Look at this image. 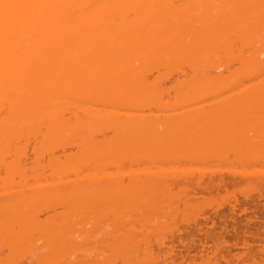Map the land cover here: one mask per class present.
I'll return each instance as SVG.
<instances>
[{"label":"bare ground","instance_id":"obj_1","mask_svg":"<svg viewBox=\"0 0 264 264\" xmlns=\"http://www.w3.org/2000/svg\"><path fill=\"white\" fill-rule=\"evenodd\" d=\"M170 75L175 77L167 81L169 86H164ZM245 81L249 82L248 87L244 86ZM262 83L264 0H0V262L10 260L1 264H17L19 252L27 249V253L33 249L32 255L40 253L33 257L40 261L38 264H42L41 259L47 263V258L48 263L53 258L51 264H92L94 261L84 259L92 257L91 252L101 247L97 246L102 244L101 239L105 244L108 237L103 236L109 224L104 227L102 238L97 237L101 229L95 226L97 216L102 214V222L104 212L124 214L127 209L125 215L129 218L128 211L136 205L129 200L132 195V199L139 200L137 205L144 206L136 207L142 208L138 211L144 213V218L139 213L138 220L130 219L139 224L146 217H153V201H159L156 195L168 197L172 186L179 185L181 178L175 180L176 185H170V190L166 174L169 170L170 174L181 171L179 162V167L173 165L184 150L192 149L196 152L192 154L202 159L187 163L196 171L199 162L208 160L200 150L206 146L210 149L212 140L220 135L211 132L231 131L230 126L234 125H225L224 120L233 118V108L243 103L245 106V101L261 102ZM163 91L166 96H170V91L175 93V102L166 97L168 104L164 103L160 99ZM253 105L250 104L256 110ZM241 106L246 112L253 110L247 104ZM145 108L148 113L143 112ZM236 115L239 119L243 116ZM219 139L221 144L226 142ZM221 157L215 160L224 163ZM184 159L187 161L182 157L181 162L185 163ZM139 162L149 165H144L145 179L137 184L142 169L138 171L133 166H141ZM126 164L130 167L127 173ZM183 166L185 172L190 169ZM141 196L149 197L140 200ZM125 215L122 216L127 220ZM89 226H95V231ZM120 227L123 228L119 225L116 229ZM97 229L96 236L93 232ZM123 235H113L116 243L113 240L115 247L111 249L123 252L121 247L127 240ZM95 236L98 242L92 241ZM36 240L42 241L39 245L34 243L35 248ZM91 242H96V247H91ZM105 246L111 247L110 243L104 245V251ZM40 247L47 249L42 251Z\"/></svg>","mask_w":264,"mask_h":264},{"label":"rangeland","instance_id":"obj_2","mask_svg":"<svg viewBox=\"0 0 264 264\" xmlns=\"http://www.w3.org/2000/svg\"><path fill=\"white\" fill-rule=\"evenodd\" d=\"M222 70V69H221ZM171 76V78L170 77H168V79H166L165 81L167 82V81H172L173 80V78L175 77V75H170ZM259 81H260V79H259ZM165 82V84H164V86H169V82H167L166 83ZM248 85H249V82H244V86H246V87H248ZM261 85H263V83L261 84ZM257 86H259V85H257ZM264 86V85H263ZM260 88H262V86L260 87ZM163 93H164V91H163ZM163 93H161L160 94V96H161V100L164 102L165 101V99H167L168 97H170L169 98V101L171 102H173V100L174 99H172V94H175V93H173L172 91H170V93L168 92V94H170V96H166L165 95V93H166V91H165V93L163 94ZM167 94V95H168ZM164 97H163V96ZM173 96H175V95H173ZM167 97V98H166ZM173 98H175V97H173ZM168 100V99H167ZM167 100L165 101L166 103H167ZM241 101V100H240ZM243 101V100H242ZM164 102V103H165ZM171 102V103H172ZM174 102H175V100H174ZM173 102V103H174ZM235 102V101H234ZM264 99H261V102H246L245 101V106H243L244 105V103H243V105L241 106V108H243V107H246V104L247 105H249V107H248V109H253V110H251V111H249V114L247 115V114H244V113H248V111L246 112V110L244 109H240V106H239V104L238 103H236V105L237 106H239L238 108H233V110L235 111V113L233 112V118L230 116H228V118H226L225 120H224V122H225V125L227 124V123H231V125L233 124L234 126V128L233 127H231L230 126V129H231V131H228L227 133H225L224 132V130L222 129L221 131H216L217 133H215L214 131H213V133L211 132V134L212 135H218V134H220V135H218V136H216V138L215 139H213V140H217L218 138H220L221 139V141H225L226 140V142H222L223 144H221V143H219L218 142V140L216 141V142H214L212 139V142H211V144L213 145V146H211L210 145V143H209V147H210V149L209 148H207V146L205 147V148H207V149H201L200 151H202V153L204 154V152H205V155H207V157L209 156V158H207L206 157V159H208V160H210V158L212 159L213 158V160H215V159H217V156H218V159H220V157L222 156L223 157V153H228V154H226L225 156H224V158H226V159H224V158H222L221 157V159L222 160H224V163H223V161H218V160H215V162L213 161V160H210V162L208 161V160H204V163L202 162L201 164H200V162H199V164L197 165L198 166V169H200V170H198L197 168H196V162L194 163V167L193 168H196V171H195V169H194V171L193 170H191V165L190 164H187V163H191V160H193L194 158L196 159V160H202V159H200V158H196L195 156H197L198 154H192L193 152L194 153H196L195 151H191V150H188V149H186V150H184V153H182V155H181V157L180 156H178V157H180L181 159H182V157L183 158H186V160L187 161H185V159H184V161H185V163L183 162V160H182V162H181V159H178V158H176V159H178L177 160V162L176 163H174V165H173V167H179V166H181L180 167V172L182 173H180L179 172V170L178 169H176V170H178V171H176L175 173H169L170 172V170H169V172L166 174V176H167V178H166V181H167V185H168V182H169V187H170V190L172 189V187H173V190L171 191L172 192V194H169L168 195V197L166 196H162V198H161V196L160 197H157L158 195H156V198H157V200H159L158 202H156V203H154L155 201H156V199H155V197L154 198H152L153 200L155 199V201H153V204H156L155 206H154V208L152 207V209H154V210H152V212H150V213H152V215H153V219L150 217V215H149V217L151 218H145V220H141L142 222H139V224L138 223H135L136 221V219L134 220V221H132L134 218H136L137 217V220H138V216L140 215H142V217L141 218H144L143 216V214L140 212V211H138V210H140L141 209V211H142V208H140V209H137L138 207L137 206H143V205H141V204H139V205H137V203L139 202V200H136L137 201V203H136V201H135V199H132V198H134V197H132V195H130V197H131V199H130V197H129V200H132L136 205H135V207H133V208H131V211L129 210V208H128V214H129V218L125 215V212L127 211V209H125L124 211V214H122L123 213V211H121L122 213H119L120 211H113V212H111V213H114V215H112L110 212H104L103 214H105L106 215V217H105V215L103 216V217H105V218H103V221L101 222V219H99V218H101L100 217V214H99V217L97 216V225H95L94 223H96L95 221H94V223H92V224H94L95 226H96V228H98V229H100L99 231H100V233H99V231H98V229L96 230V231H98V232H93V234L95 235L96 233L98 234V236H97V234H96V236L99 238V235L101 236V238H102V233L105 231V229H104V227H106L107 226V224H109V225H111V226H107V228H106V233H104L103 235V237H104V239L107 237V235H108V237H107V241L105 242V244L103 243V241H105V240H103V238L101 239L102 241H100V242H102V244H98L97 246H101L100 248L98 247H96V242H95V244L93 245V243H92V245H91V247L92 246H94V247H96V251H97V255L99 254L101 257H99V256H97L96 254L94 255V253H96V251L94 252V251H92L91 253H92V257H91V255H90V257H89V255L87 256V255H85V256H87L84 260L86 261V260H88V262H96L97 264H108L109 262L111 263V264H113L114 262V264H124V262H123V259H124V261H126L125 262V264H177V262H178V264H214V262H215V264H246V262H247V264H264ZM170 103V104H171ZM240 103V102H239ZM255 104L256 106H255V109L256 110H254V107H252V106H250V104L251 105H253V104ZM148 104H149V102H148ZM168 104V103H167ZM258 104V105H257ZM145 106H146V104H144ZM233 105H234V103H233ZM235 105V106H236ZM149 106V105H148ZM181 107H185L184 105H180ZM254 106V105H253ZM261 106V108H259ZM186 108V107H185ZM259 108V109H258ZM146 110H144L143 112H146V113H148L147 112V108H145ZM240 111H243V112H240ZM236 110H237V112H236ZM260 110H262V111H260ZM153 112H154V110H152ZM143 112H141V113H143ZM152 112V113H153ZM251 112V113H250ZM254 112V113H253ZM146 113H143V115H146ZM236 113L239 115V114H241V115H243L240 119H239V116H238V118H237V115H236ZM155 114V113H154ZM254 114V115H253ZM258 114V115H257ZM234 116H235V119H237L236 121H234L235 119H234ZM247 116V117H246ZM225 118V117H224ZM243 119V120H242ZM253 119V120H252ZM160 120H163V118H161ZM230 120V121H229ZM248 121V122H247ZM156 122V123H155ZM155 122H154V124H157L158 123V120H155ZM224 122H223V124H224ZM232 122H234V123H232ZM243 122V123H242ZM236 123V124H235ZM250 123H251V126H250ZM218 124V123H217ZM222 124V123H221ZM262 124V125H261ZM219 125V124H218ZM237 125V126H236ZM156 126V125H155ZM233 128V129H232ZM158 129V128H157ZM228 128H226V130H227ZM261 129V130H260ZM144 131V129L142 130V132ZM188 132H190V130H188ZM252 132V133H251ZM141 133V132H140ZM139 133V134H140ZM144 134V133H143ZM189 134V133H188ZM210 134V136H212ZM246 134V135H245ZM138 135V134H137ZM202 135V134H201ZM205 135V134H204ZM230 135V136H229ZM244 135V136H243ZM144 136V135H143ZM224 136H225V138H224ZM233 136V137H232ZM242 136H243V138H242ZM200 137V136H199ZM218 137V138H217ZM222 137V138H221ZM229 137V138H228ZM138 138V137H137ZM213 138V137H212ZM230 141H233V142H229V140ZM236 138V139H235ZM240 138V139H239ZM200 140H203L204 138L202 137V139H201V137L199 138ZM220 139H219V141H220ZM224 139V140H223ZM232 139V140H231ZM210 140V139H209ZM220 141V142H221ZM201 142V141H200ZM219 143V145L218 144H216V143ZM225 143H226V145H225ZM200 144H202V143H200ZM214 144H215V147H214ZM238 144V145H237ZM250 145V146H249ZM259 145H260V147H259ZM218 146V147H217ZM226 146V147H225ZM230 146H232V147H230ZM256 148H255V147ZM223 147V148H222ZM253 147H254V149H253ZM127 148V147H126ZM129 148V147H128ZM196 148V147H195ZM195 148L193 149V150H195ZM227 148H229V150L227 149ZM226 149V150H225ZM231 149V150H230ZM257 149V150H256ZM127 150V149H126ZM213 150H214V152H213ZM218 150V151H217ZM225 150V151H224ZM228 150V151H227ZM242 150L243 151H245L244 153L242 152ZM251 150V151H250ZM254 150V151H253ZM198 151V150H197ZM250 151V152H249ZM255 152V154H253V152ZM59 152V151H58ZM126 152V151H125ZM128 152H129V150H128ZM146 152V151H145ZM206 152H210L209 154H211V156L210 155H208V153L206 154ZM220 153V154H218V153ZM240 152V153H239ZM247 152H249V153H247ZM127 153V152H126ZM200 153V152H199ZM202 154V155H203ZM144 155V154H143ZM142 155V156H143ZM219 155H220V157H219ZM242 155V156H241ZM214 156H216L215 157V159H214ZM232 156H233V158H232ZM230 159H229V158ZM202 158H204V157H202ZM140 159V158H139ZM205 159V158H204ZM234 160V161H233ZM236 160V161H235ZM141 161V160H140ZM206 161V162H205ZM217 161L220 163V162H222V164L220 163H218L217 164ZM178 162H179V166H177L178 165ZM182 164H181V163ZM197 162V163H198ZM212 162H214V164L212 163ZM229 162H231V163H229ZM140 163V162H139ZM225 163H227V164H225ZM141 164V166H139V165H134L133 167L135 168V167H137V170L138 169H142L140 172H139V175H138V177H137V184H140V182L142 181V180H144L145 179V177H143V176H145L142 172L144 171V169H143V167H148V165H147V163L146 164H144L143 163V166H142V162L140 163ZM177 164V165H176ZM204 166H203V165ZM208 164V165H207ZM230 164V165H229ZM145 165V166H144ZM176 165V166H175ZM184 165V166H183ZM189 166V170L190 171H193L191 174H189L188 172H189V170L187 169L188 168V166ZM206 165V166H205ZM223 165V166H222ZM126 167H125V170H126V173H127V169L129 168L130 169V167L129 166H127V164L125 165ZM182 166L185 168V166H186V169L188 170L187 172H185V171H183L181 168H182ZM200 166V167H199ZM132 167V168H133ZM141 167V168H140ZM166 168H168V167H166ZM183 168V169H184ZM129 169H128V171H129ZM241 169V170H240ZM258 169V170H257ZM262 169V170H261ZM136 170V171H137ZM257 170V171H256ZM139 171V170H138ZM204 171V172H203ZM207 171V172H206ZM208 171H210V173L208 172ZM218 171V172H217ZM226 171V172H225ZM230 171V172H229ZM231 171H232V173H231ZM145 172V171H144ZM179 172V173H178ZM198 172V173H197ZM202 172H203V174H202ZM214 172H215V174H214ZM259 172V173H258ZM186 173V174H185ZM200 173H201V175H200ZM219 173V174H218ZM229 173V174H228ZM140 174H142L141 176H142V179H141V177L139 178V176H140ZM170 174V175H169ZM175 174H177L176 176H174ZM193 174V175H192ZM197 174H198V176H197ZM236 174H238L237 176H236ZM259 174V175H258ZM260 174H261V176H262V178H261V176H260ZM191 175H192V177H191ZM223 175V176H222ZM226 175V176H225ZM257 175H258V177H257ZM165 176V177H166ZM178 176V177H177ZM190 177V178H187L186 179V177ZM194 176V177H193ZM201 176H203V177H201ZM243 176V177H242ZM183 177V178H182ZM199 177V178H198ZM221 177H222V179H221ZM224 177V178H223ZM252 177H254V178H252ZM175 178V179H174ZM177 178V179H176ZM179 178H181V179H179ZM192 178V179H191ZM219 178V179H218ZM236 178V179H235ZM244 178V179H243ZM126 179L127 178H125V180H124V183L126 184ZM140 179V180H139ZM174 180V182H175V180L176 181H178V179L180 180L179 181V185L175 182H173L172 180ZM189 179V180H188ZM212 179V180H211ZM213 179L215 180V181H213ZM247 179V180H246ZM251 179H252V181H251ZM262 179V180H261ZM169 180V181H168ZM199 180V181H198ZM210 180V181H209ZM219 180V181H218ZM250 180V181H249ZM257 180V181H256ZM259 180V181H258ZM172 181V182H171ZM188 181H190V182H192L193 181V183H191V184H193V185H191V184H189L188 183ZM213 181V182H212ZM261 181V182H260ZM128 183V185H129V181H127ZM181 182V183H180ZM185 182V183H184ZM195 182V183H194ZM199 184H201V185H199L200 187H198V183ZM220 182V183H219ZM133 183H135V182H133ZM226 183V184H225ZM131 184H132V182H131ZM130 184V185H131ZM177 184V186H172V185H176ZM220 184H221V186H220ZM261 184V185H260ZM172 187H171V186ZM197 185V186H196ZM206 185H208V186H206ZM127 185H125V187H126ZM133 186V184L131 185V187ZM130 187V186H129ZM179 187V188H178ZM189 187V188H188ZM263 187V188H262ZM127 188H128V186H127ZM182 188V189H181ZM181 189V190H180ZM183 189H184V191H183ZM190 190V191H189ZM263 190V191H262ZM183 191V192H182ZM197 191V192H196ZM202 191V192H201ZM170 193V192H169ZM152 194V193H151ZM207 194V195H206ZM213 194V195H212ZM215 194H217V195H215ZM220 194V195H219ZM155 194L153 193V195L152 196H154ZM188 195H190V196H188ZM205 195V196H204ZM126 196V195H125ZM125 196H123V197H125ZM192 196H193V198H192ZM202 196V197H201ZM142 197V196H141ZM143 197H146V196H143ZM143 197H142V199H140V200H143ZM149 197V196H148ZM148 197H146L147 199H148ZM150 197H151V195H150ZM138 198H140V196H138ZM169 198V199H168ZM179 198V199H178ZM122 199H124V198H122ZM151 199V200H152ZM187 199V200H186ZM128 200V199H127ZM127 200H125V201H127ZM150 200V199H149ZM163 200H164V202H163ZM165 200H167V201H165ZM176 200V201H175ZM258 200V201H257ZM145 201H147V200H145ZM162 201V202H161ZM191 201V202H190ZM196 201V202H195ZM209 201V202H208ZM141 202V201H140ZM142 202H144V201H142ZM148 202V201H147ZM147 202L144 204V205H147ZM171 202V204H168V203H170ZM174 202H176L175 203V205H174ZM182 202V203H181ZM223 202V203H222ZM162 204V203H164V204H162V205H160V204ZM183 203H184V205H186V206H188V205H195V206H188L189 207V209H188V207H186V206H184L183 205ZM186 203V204H185ZM197 205H196V204ZM212 203V204H211ZM148 204H149V202H148ZM151 204V203H150ZM149 204V205H150ZM166 204H168V205H166ZM233 204V205H232ZM152 205V204H151ZM150 205V206H151ZM158 205V206H157ZM160 205V206H159ZM169 205H171V206H169ZM183 205V206H182ZM216 205H218V206H216ZM223 205V206H222ZM231 205V206H230ZM137 207V208H136ZM157 207H158V210H157ZM160 207H162V208H160ZM194 207V208H193ZM206 207V208H205ZM216 207V208H215ZM225 207V208H224ZM233 207V208H232ZM143 208H144V206H143ZM149 208H151V207H149ZM160 208V209H159ZM187 208V209H186ZM148 208L146 207V210H147ZM171 209V210H170ZM149 211H150V209H148ZM157 210V211H156ZM161 210V211H160ZM188 210V211H187ZM230 210V211H229ZM156 211V212H155ZM164 211H166V212H164ZM174 211V212H173ZM180 211V212H179ZM132 212V213H131ZM144 212V211H143ZM146 212V211H145ZM232 212H234V213H232ZM140 213V214H139ZM146 213H148V211L146 212ZM149 213V214H150ZM169 213V214H168ZM174 213V214H173ZM204 213V214H203ZM230 213V214H229ZM133 214V216H131ZM139 214V215H138ZM158 214H159V216H158ZM165 214V215H164ZM172 216H171V215ZM220 214V215H219ZM125 215V217H127L128 219L126 220V218L124 219V217L123 216ZM138 215V216H137ZM147 215V214H146ZM168 215H170V216H168ZM227 215V216H226ZM238 215V216H237ZM252 215V216H251ZM101 216H102V214H101ZM123 217V219L121 218V219H119L120 217ZM166 216H168V218L166 217ZM207 216V217H206ZM115 217V218H114ZM132 217H134L133 219H130V218H132ZM158 217V218H157ZM160 217V218H159ZM185 217V218H184ZM219 217V218H218ZM252 217V218H251ZM140 218V219H141ZM104 219L105 220H107V221H104ZM110 219V220H109ZM131 221H130V220ZM139 219V220H140ZM151 220V222H150V220ZM160 219H161V221H160ZM195 219V220H194ZM99 220V221H98ZM109 220V221H108ZM128 220L130 221V223L128 222ZM148 220V221H147ZM155 220V221H154ZM169 220V221H168ZM186 220V221H185ZM236 220V221H235ZM251 220V221H250ZM154 221V222H153ZM156 221H157V223H156ZM229 221V222H228ZM103 222H105V223H103ZM109 222H112V223H109ZM113 222H115V223H113ZM146 222V223H145ZM148 222H149V225H148ZM245 222V223H244ZM91 223V222H90ZM117 223V224H116ZM136 224L135 226L134 225H130V224ZM155 223H156V225H155ZM92 224H90V225H92ZM137 224L139 225V226H137ZM145 225V227H144V225ZM187 224V225H186ZM202 224V225H201ZM117 227H116V226ZM119 225H121V226H123V228H121L120 227V229L119 230H117L118 229V227H119ZM203 225H205V226H203ZM244 225V226H243ZM88 226V225H87ZM86 226V228L87 229H89L88 227ZM94 226V227H95ZM98 226V227H97ZM129 226V227H128ZM134 226V227H133ZM201 226V227H200ZM246 226V227H245ZM89 227H91V226H89ZM93 227V226H92ZM91 227V228H92ZM93 227V228H94ZM140 227V228H139ZM152 227H154V228H152ZM196 227V228H195ZM239 227V228H238ZM81 228V227H80ZM90 228V229H91ZM91 229L92 231H95V229ZM117 228V229H116ZM131 228L133 229V230H131ZM139 228V230H137ZM222 228V229H221ZM82 229H85V226L82 228ZM102 229H104V230H102ZM135 229V230H134ZM152 229H154L153 231H152ZM225 229V230H224ZM261 229V230H260ZM77 230H79L78 229V227H77V229L75 230L76 231V233L75 234H77L78 233V231ZM81 230V229H80ZM90 230V231H91ZM122 230V231H121ZM156 230V231H155ZM168 230V231H167ZM175 230H177V231H175ZM197 230H198V232H197ZM204 230V231H203ZM84 231V230H83ZM82 231V232H83ZM103 231V232H102ZM134 231V232H133ZM138 233V235H137V233ZM151 231V232H150ZM210 231V232H209ZM87 232V231H86ZM173 232V233H172ZM221 232V233H220ZM257 232V233H256ZM80 233H81V231H80ZM91 232H89V234H90ZM118 233V234H117ZM120 233H123L124 235H125V237H126V239L127 240H129V241H127L126 239H125V237H124V239L126 240V242L125 243H123V245L124 246H122L121 248H122V251L123 252H117V250H118V248L116 249V248H113V249H111L112 247H115V245L113 246L112 244L115 242L116 243V241L114 240L115 238V236L117 235H120ZM176 233V234H175ZM206 233V234H205ZM93 234H90V236H92V237H94V235ZM115 234V236H113ZM147 234V235H146ZM245 234V235H244ZM123 235V236H124ZM127 235V236H126ZM137 235V236H136ZM150 235V236H149ZM153 235V236H152ZM220 235V236H219ZM95 236V240H93V238H92V241H96L97 239V237ZM122 236V237H123ZM170 236V237H169ZM176 236H177V238H176ZM179 236H181V237H179ZM209 236V237H208ZM211 236V237H210ZM121 236H120V238H122ZM128 237V238H127ZM138 237H139V239H138ZM160 237V238H159ZM118 238V237H117ZM146 238V239H145ZM188 238V239H187ZM259 238V239H258ZM146 241H145V240ZM149 239V240H148ZM158 239V240H157ZM166 239V240H165ZM179 239V240H178ZM192 239H193V241H192ZM242 239H243V241H242ZM113 240H114V242H113ZM123 240V239H122ZM122 240L120 239V243H122ZM124 240V241H125ZM148 240V241H147ZM155 240H156V242H155ZM247 240V241H246ZM36 241H38V242H33V245L35 246V244L36 245H39V243H40V241H42V240H36ZM99 240H97V242H98ZM134 243H133V242ZM144 241V242H143ZM155 242V243H152V242ZM157 241H159V242H157ZM163 241H164V243H163ZM179 241V242H178ZM188 241V242H187ZM110 243V246L111 247H109V246H105L106 247V251H104L105 250V248L103 247L104 245H109V243ZM140 242V243H139ZM147 242V243H146ZM152 244H151V243ZM162 242V243H161ZM176 242V243H175ZM216 242V244H214ZM35 243V244H34ZM42 243V242H41ZM107 243V244H106ZM147 244V245H145V246H147V251H146V253H144L145 252V246H143L144 244ZM150 245H149V244ZM158 243V244H157ZM183 243H184V245H183ZM189 243V244H188ZM262 243V244H261ZM104 244V245H103ZM119 244V243H118ZM140 244V245H139ZM142 244V245H141ZM156 244V245H155ZM162 244V245H161ZM164 244V245H163ZM204 244V245H203ZM207 244V245H206ZM212 244V245H211ZM41 245V244H40ZM43 245V244H42ZM139 245V246H138ZM154 245H155V248H156V250H155V248H154ZM158 245V246H157ZM161 245V246H160ZM182 245V246H181ZM188 245V246H187ZM118 246V245H117ZM130 246V247H129ZM142 246V247H141ZM151 246V248H148V247H150ZM152 246H153V248H152ZM259 246V247H258ZM263 246V247H262ZM39 247V246H38ZM37 247V248H38ZM90 247V248H91ZM109 247V248H108ZM120 247V246H119ZM179 247H180V249H179ZM208 247V248H207ZM32 248H33V246H32ZM35 248H36V246H35ZM40 248H42V247H40ZM44 249H47L46 247H43ZM43 248L41 249L42 251H45V250H43ZM108 248V249H107ZM120 248V249H121ZM137 248V250L136 251H138L139 253H136V251H135V249ZM143 250L142 251V253H141V250ZM143 248V249H142ZM159 248V249H158ZM191 248V249H190ZM258 248V249H257ZM89 249V248H88ZM149 249H150V251H149ZM172 249V250H171ZM204 249V250H203ZM212 249H214V250H212ZM28 250V249H27ZM27 250H22L21 251V253L19 252V255H18V257L20 258L19 260H17V264H31V262L33 261V262H37V260H33V257L34 258H36V256H39L40 255V253H37L36 251V249L34 250V252H36V253H33V255H32V250H31V252H28V253H31V256H29L28 255V253H27ZM39 251H40V249H38ZM65 250H67V248L65 249ZM107 250H109V251H107ZM130 250V251H129ZM151 250H153L154 252L152 253V251ZM168 250V251H167ZM184 250V251H183ZM202 250V251H201ZM206 250V251H205ZM26 251V252H25ZM29 251H30V248H29ZM42 251H40V252H42ZM63 251H64V249H63ZM68 251V250H67ZM111 251H113V252H111ZM135 251V252H134ZM150 253H149V252ZM158 251V252H157ZM170 251V252H169ZM201 251V252H200ZM213 251V252H212ZM216 251V252H215ZM249 251V252H248ZM26 253L25 254V256L26 255H28V256H24V253ZM48 252V250H46V253ZM65 252V251H64ZM90 251H88V253H89ZM94 252V253H93ZM128 252V253H127ZM133 252L136 254L135 256H134V254H133ZM161 252L163 253V254H161ZM244 252V253H243ZM23 253V254H22ZM44 253V252H43ZM68 253V252H67ZM67 253L66 254H64V255H66V256H68L67 255ZM87 253V254H88ZM91 253H89V254H91ZM107 253V254H106ZM111 253H113L112 254V256H114V257H112L111 258ZM117 253V254H116ZM118 253H120V255H118ZM123 253V254H122ZM140 253L141 254H143V255H140ZM148 253V254H147ZM199 253V254H198ZM202 253V254H201ZM214 253V254H213ZM251 253V254H250ZM37 254H39V255H37ZM77 254H80V253H77ZM82 254H83V252H82ZM115 254V255H114ZM130 254H132V255H130ZM154 254V255H153ZM160 254V255H159ZM167 254V255H166ZM170 254H172V255H170ZM175 254V255H174ZM210 254V255H209ZM220 254V255H219ZM222 254V255H221ZM243 254V255H242ZM23 255V256H22ZM48 255V254H47ZM63 255V256H64ZM83 255V257H85ZM129 255V256H128ZM162 255H164V256H162ZM206 255V256H205ZM226 255V256H225ZM45 256V255H44ZM54 256V255H53ZM65 256V257H66ZM78 256V255H77ZM80 256H82V255H80ZM80 256H79V258H80ZM96 256V257H95ZM107 256V257H106ZM118 256V257H117ZM124 256V257H123ZM134 256V258L135 259H137V260H135L134 258H132V257ZM142 256V257H141ZM168 256V257H167ZM177 256V257H176ZM202 256V257H201ZM228 256V257H227ZM263 256V257H262ZM25 257V258H24ZM64 257V258H65ZM69 257V256H68ZM68 257H66V258H68ZM99 257V258H98ZM122 257V258H121ZM126 257H127V260H125L126 259ZM154 257V258H153ZM157 259H156V258ZM172 257V258H171ZM175 257V258H174ZM207 257H209V258H207ZM234 257V258H233ZM246 257V258H245ZM1 258V257H0ZM30 258V259H29ZM70 258V257H69ZM74 258V257H73ZM76 258V257H75ZM74 258V259H75ZM88 258H90V260L88 259ZM95 258V259H94ZM164 260H163V259ZM200 258H202L201 260H200ZM203 258H205V259H203ZM254 258V259H253ZM260 258V259H259ZM17 259V258H16ZM25 259V260H24ZM38 259V258H37ZM49 259H50V257H49ZM71 259H72V257H71ZM96 259L98 260V261H96ZM130 259V260H129ZM132 259V260H131ZM141 259V260H140ZM154 259H156V260H154ZM208 259V260H207ZM220 259V260H219ZM261 260L262 259V261H260V262H258L259 260ZM2 260V259H1ZM24 262H23V261ZM29 260H32V261H29ZM46 260V259H45ZM45 260H43L42 261V259H41V262H42V264L44 263V264H47L48 263V258H47V263H46V261ZM51 260V259H50ZM49 260V263L48 264H51V262L53 261V258H52V261H50ZM55 260V259H54ZM70 260V259H69ZM76 260V259H75ZM74 260V261H75ZM111 260V261H110ZM170 260V261H169ZM227 260V261H226ZM239 260V261H238ZM3 261H7L6 259L4 260L3 259ZM3 261H1L0 262V264L3 262ZM10 261V260H9ZM9 261H7V262H9ZM15 261V260H14ZM72 261V260H71ZM73 261V262H74ZM114 261V262H113ZM134 261V262H133ZM138 261V262H137ZM140 261H141V263H140ZM156 261V262H155ZM190 261V262H189ZM193 261V262H192ZM196 261V262H195ZM224 261V262H223ZM253 261V262H252ZM254 261H256V262H254ZM12 263H13V261H11ZM10 262V263H11ZM18 262H20V263H18ZM32 263V264H38V262H40V261H38L37 263ZM55 262H58V261H55ZM55 262L53 263V264H55ZM87 262V263H88ZM92 263V264H96V263ZM117 262V263H116ZM154 262V263H153ZM176 262V263H175ZM188 262V263H187ZM195 262V263H194ZM217 262V263H216ZM4 263V262H3ZM11 263V264H12ZM14 263H16V261L14 262ZM9 264V263H8Z\"/></svg>","mask_w":264,"mask_h":264}]
</instances>
